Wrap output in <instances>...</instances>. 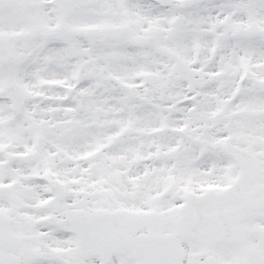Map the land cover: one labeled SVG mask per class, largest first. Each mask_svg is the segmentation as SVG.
Returning <instances> with one entry per match:
<instances>
[{"label":"snow or ice","instance_id":"snow-or-ice-1","mask_svg":"<svg viewBox=\"0 0 264 264\" xmlns=\"http://www.w3.org/2000/svg\"><path fill=\"white\" fill-rule=\"evenodd\" d=\"M0 264H264V0H0Z\"/></svg>","mask_w":264,"mask_h":264}]
</instances>
